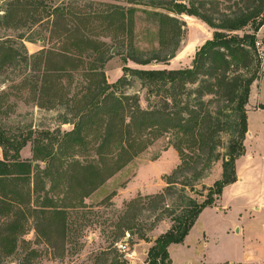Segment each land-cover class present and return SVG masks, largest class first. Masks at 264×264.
<instances>
[{
	"label": "trees",
	"instance_id": "trees-1",
	"mask_svg": "<svg viewBox=\"0 0 264 264\" xmlns=\"http://www.w3.org/2000/svg\"><path fill=\"white\" fill-rule=\"evenodd\" d=\"M135 1L128 0L131 7L109 4L95 14L73 12L68 5H49L47 0H8L5 3L0 26L30 29L46 20L48 38L43 35L39 40H48L52 48L29 56L24 41L33 42L34 38L21 34L18 39L22 43V53H26L22 58L11 40L0 39V71L15 65L19 58L25 64L38 58L44 61L46 83L54 77L73 79L81 70L85 71L84 76L89 81L81 99L76 102L79 105L75 110L76 120L63 122L73 124L71 131L58 132V135L31 133L20 140L0 129L2 253L8 256L14 253L18 238L27 232L29 217L34 219L37 236L44 242L52 243L45 222L49 230L65 236L66 210L57 206L52 198L45 199L40 206L34 205L33 196L37 194L39 182L64 177L61 163L67 154L71 157L77 153L76 149L88 148L90 144H93L98 163L82 165L73 158L70 169L79 168L80 172L67 175L81 189L79 201L143 153L153 139L166 134L172 137L170 145L179 153L181 163L168 177L166 190L182 186L179 200L183 210L180 214L170 213L171 227L156 238L143 264H171L170 246L184 243L200 214L206 208L216 206L224 188L237 181L236 161L245 154L244 142L248 133L246 106L251 86L260 80L262 73L263 53L256 43L257 34L264 26V0H255L254 9L242 8L219 16L207 8L208 0H139L153 8L144 12L158 25L157 40L150 49L135 44L136 14L141 11ZM160 9L166 13L158 11ZM183 14L200 19L214 30L213 37L196 52L191 67L145 69L126 66L117 82H108L103 69L111 59L110 50L98 37H111L114 41L127 39V50L119 52L125 62L141 67L166 65L181 52L186 24L177 16ZM96 22L100 23L97 28ZM133 80H138L147 89L149 106L146 109L141 106L137 94L117 93L121 86L130 85ZM49 92L47 87L43 93ZM260 108L264 109V106ZM223 135L228 137L226 145ZM30 141L33 142V158L23 160L21 151ZM55 144L61 149L55 151ZM220 148L225 152H220ZM109 156L114 160L111 170L106 162ZM220 160H223L221 179L207 189L205 199L198 202L186 197L185 189L203 178L205 172ZM38 161L46 163L40 174L38 167L33 165ZM180 173L185 174L184 181L176 182L172 177ZM67 189L73 192V184L69 183ZM63 201L59 199L57 203L64 205ZM3 217L6 220L2 221Z\"/></svg>",
	"mask_w": 264,
	"mask_h": 264
},
{
	"label": "rangeland",
	"instance_id": "rangeland-1",
	"mask_svg": "<svg viewBox=\"0 0 264 264\" xmlns=\"http://www.w3.org/2000/svg\"><path fill=\"white\" fill-rule=\"evenodd\" d=\"M7 1L0 0V15L4 13ZM135 2L141 10L136 14L135 44L137 47L150 49L157 40L155 37L158 25L147 17L144 10H153V8L143 5L139 0ZM207 2V8L215 16L237 12L242 8L254 9L257 4L255 0H208ZM250 2L253 3L248 6ZM47 3L54 6L68 5L70 11L84 14L100 12L109 4L131 7L128 0H47ZM158 11L166 13L161 9ZM177 17L186 24L181 52H178L176 58L166 65L152 64L141 67L132 62H125L119 56V52L127 50V39L120 38L119 41H114L111 37H98L107 43L110 50L111 59L103 69L108 82L111 84L117 82L123 76V68L126 66L145 69L191 67L196 52L213 37L214 30L196 17L186 14ZM71 24L75 23L71 22ZM99 25V22L95 23L96 28ZM46 28V20L30 29L28 27L7 29L0 26V39L11 40L12 46L23 58L26 53H22V43L18 37L21 34L29 38L33 37V42L24 41L28 55L33 56L43 49L52 48V43L50 45L48 40H39L43 35L48 38L49 33ZM250 30L249 28L248 31ZM22 58L17 59L15 65L4 67L0 71V129L20 140L27 138L31 133L37 135L40 132H49L58 135V132L71 131L73 124L63 122L76 120L75 110L79 106L76 102L81 99L89 81L84 76L85 71L76 72L73 79L54 77L50 79V83H46L43 73L44 61L32 58L28 64H25ZM47 87L50 92L43 93ZM121 92L125 95L137 94L141 106L144 109L149 106L147 89L143 88L138 80H133L130 85L121 86L117 93ZM262 123L263 119L258 113H251L250 125L257 128ZM260 137L262 140L254 139L251 143L253 146H248V156L240 164V171L251 176L252 179L238 190L229 189L225 198L230 204L227 214L217 217L209 211L197 220L187 237V243L191 248L181 249L180 244L173 246L169 251L171 264H231L227 261H243L250 255L259 259L264 258V133ZM171 138V135L166 134L153 139L143 153L121 171L109 177L103 186L82 201H79L81 194L78 193L81 189L77 183L71 181L70 176H67L70 172L72 175L74 172H80L79 168L70 169L71 162L74 158L82 165H88L98 163L99 159L92 149L93 144L88 148L76 149L77 153H73L71 157L67 154L61 163L63 166L61 172H65L66 180L61 177L39 182L37 194L33 196L34 205L40 206L45 199L52 198L57 206L66 210L65 236L49 230V225L45 222V229L52 243L44 242L37 236L34 219L29 217L27 232L18 238L14 253L8 256L2 253L0 247V264L145 263L148 251L154 245L156 238L171 227L173 222L170 213L175 211L176 214H180L183 210L179 200L182 186L178 185L171 191L166 190L168 177L181 163L179 153L170 145ZM227 141L228 137L223 135V144L226 145ZM60 149L61 146L55 144L54 150ZM32 150L33 142L30 141L21 151V158L31 160ZM219 151L224 153L225 149L220 148ZM0 159H3L1 150ZM106 162L111 170L114 167V160L109 156ZM33 165L38 167L37 172L40 174L45 170L46 163L38 161ZM222 173L223 160H220L205 172L203 178L187 187L184 195L202 202L208 194L207 189L221 179ZM184 177L185 174L180 173L172 178H175L176 182H182ZM69 183L73 184L71 193L67 189ZM59 199L64 200V205L57 203ZM183 205L185 206V203ZM255 206L260 208V212L250 219L249 213ZM4 220L6 219L3 217L2 221ZM237 224L244 228L240 234L235 230ZM203 232H206L207 247L204 246ZM127 234L131 236L129 247L137 254L138 260L136 259L135 263L126 260L117 248V244L124 240ZM144 250L147 251L146 254Z\"/></svg>",
	"mask_w": 264,
	"mask_h": 264
},
{
	"label": "crops",
	"instance_id": "crops-1",
	"mask_svg": "<svg viewBox=\"0 0 264 264\" xmlns=\"http://www.w3.org/2000/svg\"><path fill=\"white\" fill-rule=\"evenodd\" d=\"M257 37H258V42L261 43L260 47H262L261 50L263 53V61H262V67H261L262 73H261L260 80L254 82L251 86L250 97L248 100V104L246 106L247 111H248V133L246 135V139L244 142L245 154L236 161V173H237L238 180L235 183L225 187L223 194H222L220 200L218 201V204L214 207L206 208L200 214L198 219H201V217L205 213H208L209 211L213 216H217V217H220L221 215L227 214V212L230 209V204L228 203V201L225 200V198L228 195L227 193H228L229 189L238 190V189H240V187L245 186V184L249 181V179H252L251 176H247V175H245V173L240 171V164H241V161H243V159L247 158V156H248V146H250V147L253 146V145H251V143L254 139H257L258 141L262 140L261 139L262 137H260V136L264 133V109L260 108V106H264V26L259 30ZM251 113H258V115H260L261 119H263L262 125H259L257 128L250 125ZM238 197H239V195H238ZM258 212H260V208L255 206L250 211L249 218L252 219L253 217H255L256 213H258ZM263 228H264V226H263ZM243 229L244 228L242 226L240 227L238 224L235 225V230H236L237 234H240L243 231ZM187 237H189V235ZM187 237H186L184 243L180 244L179 247L181 249L189 250L191 248V246L187 243ZM202 238L204 241V246L207 247L208 241H207L206 232H203ZM173 246H176V244L171 245L169 248V251L172 249ZM146 252L147 251L144 250V254ZM203 257L205 258V254L203 255ZM227 262L231 263V264H264V258L259 259L254 255H250V256L246 257V259H244L243 261L228 260ZM201 263H203V261ZM224 263H226V262H224ZM219 264H222V263H219Z\"/></svg>",
	"mask_w": 264,
	"mask_h": 264
},
{
	"label": "built area",
	"instance_id": "built-area-1",
	"mask_svg": "<svg viewBox=\"0 0 264 264\" xmlns=\"http://www.w3.org/2000/svg\"><path fill=\"white\" fill-rule=\"evenodd\" d=\"M256 46L258 49H260L261 43L257 42ZM130 238H131L130 234H127L126 238L117 244V248L123 254L126 260H129L130 262L135 263L138 260V258H137L136 252L129 247Z\"/></svg>",
	"mask_w": 264,
	"mask_h": 264
}]
</instances>
